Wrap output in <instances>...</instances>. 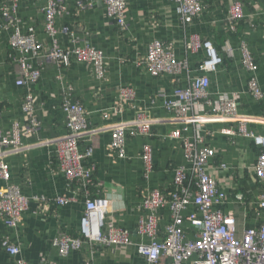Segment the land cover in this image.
I'll use <instances>...</instances> for the list:
<instances>
[{"label": "crops", "instance_id": "obj_1", "mask_svg": "<svg viewBox=\"0 0 264 264\" xmlns=\"http://www.w3.org/2000/svg\"><path fill=\"white\" fill-rule=\"evenodd\" d=\"M234 0H203L204 10L190 26H184L177 14V4L170 0H129L127 30L119 28L107 17L100 0H62L63 9L55 18V43L45 34V0H18L17 16L23 33L28 32L44 51L55 47L64 51L71 45L90 46L103 52L105 72L100 78L93 68L81 63L57 66L45 59L36 66L40 78L17 87L19 68L11 58L9 40L12 29L0 20V124L3 133L19 124L20 149L9 152L5 161L11 174L10 184L19 186L28 198L42 196L50 202L43 208L30 202L16 231L5 226L0 218V240L4 237L19 246L21 260L26 264H145L133 247L84 245L62 256L52 241L65 233L80 237V221L84 213V196L78 183H68L60 171L56 158L55 140L68 134L62 103L67 98L83 107L88 132L79 142L84 154L91 155L85 165L94 182L91 197L107 199L110 208L104 216L105 227L113 225L127 230L130 240L141 242L136 225L142 199L152 189L168 192L172 189V168L184 164L178 140L166 135L181 128V122L163 107L166 94L175 88H185L188 76H199V64L207 58L204 49L188 52L185 44L192 35L211 44L221 64L208 74L210 93L237 94L238 111L251 118L248 129L264 135V104L256 102L247 89L252 73L242 65L241 49L245 45L258 70L255 74L264 90V0L246 1L244 19L233 30L226 21L228 9ZM3 3V0H0ZM154 40L173 44L177 60H186L188 69L179 76L152 77L143 64L147 46ZM28 55H31L30 52ZM130 90L133 97H125ZM34 98L33 115L39 128L28 132V121L22 112L25 95ZM153 120L151 138L130 137L126 141V158L116 156L111 146V132L119 123H133L137 114ZM205 128L218 131L236 125L219 117H206ZM144 144L153 148L154 172L148 181L142 173L141 150ZM214 150L209 162V173L227 194L224 212L236 218L238 234L257 228L263 217L257 216V202L261 186L255 182L252 171L258 149L240 136L214 134L207 142ZM224 164L227 169H221ZM2 182L0 181V187ZM241 196L240 199L236 195ZM64 197L70 202L57 206L53 201ZM162 225L167 223L165 210ZM163 227V226H161ZM106 228L102 229L105 233ZM0 264H16L15 259L0 250Z\"/></svg>", "mask_w": 264, "mask_h": 264}, {"label": "built area", "instance_id": "obj_2", "mask_svg": "<svg viewBox=\"0 0 264 264\" xmlns=\"http://www.w3.org/2000/svg\"><path fill=\"white\" fill-rule=\"evenodd\" d=\"M107 17L120 31L127 30L126 14L129 0H100ZM177 4V14L180 21L190 26L204 10L203 0H170ZM252 0H234L228 9L226 21L235 30L244 19L243 4ZM43 8L45 15V34L49 41L55 43L57 29L55 18L63 9L62 0H45ZM18 0H3L0 4V20L12 29L9 40L11 58L19 68V77L15 85L26 86L28 81L35 82L40 78L36 66L38 60L45 59L53 64L67 66L71 63H81L93 68L98 77L105 72V56L103 52L90 46L71 45L64 51L53 46L44 51L34 42L28 32L23 33L21 20L17 16ZM188 52L196 53L201 49L206 51L207 58L199 66V76H188L185 88H175L170 96L164 97V109L178 121L181 128L170 131L166 137L178 140L182 148L184 164L172 168L173 191L166 193L152 189L145 195L140 204L141 216L136 225V234L141 242L130 240L127 230L112 224L105 227L104 216L110 208L107 199H94L90 188L93 186L92 173L85 165V160L91 155L90 148L81 154L79 140L88 132L86 113L82 106L67 98L62 103L65 115V127L68 134L55 140L56 158L60 171L68 183H78L84 196V213L80 221V237H72L60 233L52 246L66 256L70 250H80L84 245L95 244L113 246L120 249L133 247L136 254L145 264H264V135L248 129L251 118L242 116L238 111L237 94L210 93L208 74L213 73L221 64L211 44L204 42L197 35H192L185 44ZM30 52L31 55H28ZM242 65L252 73L247 82L248 92L253 99L264 104V90L259 86L255 76L256 65L248 48L241 49ZM149 74L154 78L162 76H179L188 69L186 60H177L173 44L159 40L152 41L147 46L143 62ZM125 97H133L130 90L123 92ZM34 98L25 95L22 112L28 121V132L33 133L39 128L33 115ZM206 117H219L236 125L235 128H224L211 131L205 128ZM153 120L144 114H137L133 123L116 124L111 132V146L116 156L126 158V141L130 137L151 138ZM228 137L240 136L249 140L257 149L258 154L253 165L254 179L261 186L257 202V216L263 217L257 228H248L238 234L236 218L231 212H224L223 206L228 200L225 191L209 173V162L214 157V150L208 146V138L214 134ZM19 124L15 122L10 132L3 133L0 124V218L5 226L16 231L23 214L28 210L30 202H36L43 208H48L50 202L42 196L28 198L19 188L10 184L11 174L5 157L9 152L20 149ZM142 175L144 180L154 172L153 148L144 144L141 150ZM221 169H227L224 164ZM236 198L240 199L238 194ZM70 202L64 197H57L53 203L63 206ZM165 210L167 223L162 225ZM163 226V227H161ZM106 228L105 233L102 229ZM0 250L15 259L16 264H26L21 260V250L10 237L0 240ZM43 264H53L44 262ZM86 264H92L86 263Z\"/></svg>", "mask_w": 264, "mask_h": 264}, {"label": "trees", "instance_id": "obj_3", "mask_svg": "<svg viewBox=\"0 0 264 264\" xmlns=\"http://www.w3.org/2000/svg\"><path fill=\"white\" fill-rule=\"evenodd\" d=\"M93 185H94V182H93ZM92 188H93V186L90 188V192H91ZM171 191H173V188L170 189L167 193H169V192H171Z\"/></svg>", "mask_w": 264, "mask_h": 264}]
</instances>
